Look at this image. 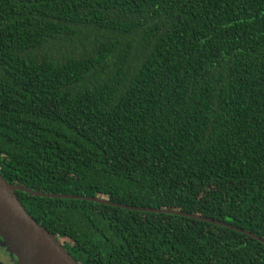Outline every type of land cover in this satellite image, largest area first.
Masks as SVG:
<instances>
[{"label":"trees","instance_id":"16d2710c","mask_svg":"<svg viewBox=\"0 0 264 264\" xmlns=\"http://www.w3.org/2000/svg\"><path fill=\"white\" fill-rule=\"evenodd\" d=\"M0 175L264 240V0H0ZM15 194L78 264H264L226 226Z\"/></svg>","mask_w":264,"mask_h":264},{"label":"water","instance_id":"95a60500","mask_svg":"<svg viewBox=\"0 0 264 264\" xmlns=\"http://www.w3.org/2000/svg\"><path fill=\"white\" fill-rule=\"evenodd\" d=\"M15 191H23L32 195L47 198H69L91 201L110 205L112 207L150 213H164L194 218L215 225H222L241 232L250 238L264 243V240L253 234L232 228L231 226L211 221L205 218L184 214L180 212L154 210L145 208H130L117 205L104 200L88 198L51 195L33 192L26 188L7 183L0 175V244L5 250L15 257L18 264H78L76 260L63 248L57 238L41 227L26 212L20 203Z\"/></svg>","mask_w":264,"mask_h":264},{"label":"flooded vegetation","instance_id":"af4514ba","mask_svg":"<svg viewBox=\"0 0 264 264\" xmlns=\"http://www.w3.org/2000/svg\"><path fill=\"white\" fill-rule=\"evenodd\" d=\"M0 262H2L3 264H17V260L15 257H12L8 252H6V250L4 249V247L1 246L0 244Z\"/></svg>","mask_w":264,"mask_h":264},{"label":"rangeland","instance_id":"374dc122","mask_svg":"<svg viewBox=\"0 0 264 264\" xmlns=\"http://www.w3.org/2000/svg\"><path fill=\"white\" fill-rule=\"evenodd\" d=\"M5 249V248H4ZM7 252V251H6ZM0 264H3L2 262H0ZM4 264H6V263H4Z\"/></svg>","mask_w":264,"mask_h":264}]
</instances>
